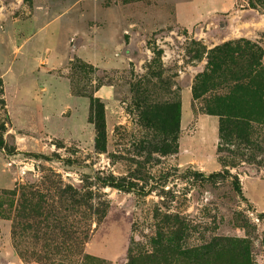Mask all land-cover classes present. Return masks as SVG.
<instances>
[{"label":"rangeland","instance_id":"374dc122","mask_svg":"<svg viewBox=\"0 0 264 264\" xmlns=\"http://www.w3.org/2000/svg\"><path fill=\"white\" fill-rule=\"evenodd\" d=\"M213 4L0 0V66L17 67V37L11 52L5 37L17 32V18L30 17L33 22L18 29L33 32L57 18L53 33L63 37L39 32L41 51L28 56L39 72L67 85L72 97L61 110L46 103L48 112L39 110L38 131L29 133L17 129L29 115L16 110L11 118L0 80V139L14 150L11 155L0 151V264H126L130 246L151 251L150 239L167 217L181 226L185 248L248 234L252 263L264 264V153L241 151L239 160L226 146L218 155L214 141L207 147L208 160L236 165L215 171L196 165L200 156L184 160L179 151L173 154L178 139L194 136L198 120L210 116V87L198 77L206 70L208 51L245 39L264 54L261 41L238 38L236 32L248 20L239 11L250 7L264 19V0H239L226 12L207 14ZM206 14L205 20L183 27ZM261 65L264 75L263 57ZM187 89L194 115L181 129L178 113H169L167 105ZM92 99L103 107L105 139L98 145ZM186 101L184 95V106ZM146 104L159 105L155 124L144 120ZM109 177L143 186L144 196L102 188L100 180ZM236 177L241 195L233 188ZM70 191L85 195L84 203L70 207ZM100 211L107 217L98 226Z\"/></svg>","mask_w":264,"mask_h":264},{"label":"trees","instance_id":"16d2710c","mask_svg":"<svg viewBox=\"0 0 264 264\" xmlns=\"http://www.w3.org/2000/svg\"><path fill=\"white\" fill-rule=\"evenodd\" d=\"M259 55L261 58L258 63ZM262 57L263 50L257 44L245 39L224 43L214 47L207 53L206 70L198 77L202 78L200 83L206 89L210 87L209 91L212 94L207 107L208 114L219 119L218 155L223 152L226 146L235 149L230 153L228 151V153L239 160H242L241 151L264 153V75L261 65ZM99 103L98 99H92L90 103L91 121L96 132L94 141L97 145L100 140L105 139L103 107L101 109ZM167 107L169 113L172 109L178 113L180 126L181 98L177 96L176 99L174 98L173 104H168ZM94 109L96 114L92 116V110ZM101 110L102 115H99ZM141 110L144 120L149 121L150 124H155L158 119L159 105L146 104L141 107ZM1 130L5 131L4 128ZM0 151L11 155L14 150H7L3 139H0ZM177 153L178 143L176 148L173 149V154ZM220 163L224 168H236L235 163L227 166L221 159ZM100 183L102 188L109 187L125 193L134 192L140 196L145 194L143 186L123 178H104L100 180ZM233 188L237 194L241 195V186L237 177L234 179ZM18 190H20V187L16 188L15 194ZM31 194L34 193H28V196ZM66 194L70 207H75L78 200L83 202L86 198L85 195L72 191ZM23 195L25 194L22 193ZM24 201L27 207L31 205L29 198ZM97 214L100 215L99 226L105 219L107 212L100 211ZM175 217L179 219L177 216ZM165 219L163 227H156V236L150 239L151 251L134 249L130 246L126 264H253L251 242L248 234L242 239L215 237L200 247L185 248L182 246L184 235L180 232L182 230L181 226L173 225L175 222H171L172 220L168 217ZM241 227L245 229L244 226Z\"/></svg>","mask_w":264,"mask_h":264},{"label":"crops","instance_id":"0c3cea01","mask_svg":"<svg viewBox=\"0 0 264 264\" xmlns=\"http://www.w3.org/2000/svg\"><path fill=\"white\" fill-rule=\"evenodd\" d=\"M211 1L214 2V9L208 11L207 14H213L215 12H226L228 8H232L234 5L239 3V0ZM239 13L244 14L243 16L248 18V20L242 23L239 29H236V32H238L239 34L238 38H246L253 41L259 40L264 47L263 17L259 16L257 11L252 10L250 7L248 10L239 11ZM207 14L206 16L201 15L202 17L200 19L198 18L196 20H193L191 24L186 23V26L183 24V27L190 28L196 23L205 20ZM45 18H48V16H46ZM56 20L57 18H50L48 24L39 32L44 33L45 36L49 37H53L55 35L63 37L62 35H59V33H53V26ZM32 22L33 20L30 19V17L25 19L17 18V32L11 31L6 33L5 37L10 39L9 43H7L8 45H6L9 48L10 52L13 48V44L16 43L15 38L17 37V46H15L18 58L17 67L10 66L9 64L0 66V80L4 84L6 97L7 100H9V114L12 118V116H15V114H12V112L14 113L17 110V113L20 112V115H29L28 122L24 121L22 124H19L17 122V129L29 133L38 131L39 110L48 112L46 103H52V110L56 111L61 110L62 102L69 101L72 98L69 87L67 85L57 82L56 78L53 75H48V73L43 74L42 72H39V69H37L35 67V64L32 63L29 59V54H37L38 51H41L42 44L38 40L39 32L21 31L20 29H18V27H21L23 24H29ZM240 29H243L244 31H240ZM8 60L9 59H7V61ZM31 65L34 66V69H32ZM37 74H39L41 77H48L45 79H41L39 78V76H37ZM184 95H186L187 99L185 106L183 102ZM191 104V91H189L188 89L182 91L180 119L181 129L186 128L190 121L193 119L194 114L191 112ZM17 118H20L18 114ZM209 131H211L210 139H208V136H210ZM214 141H216V143L218 142L217 117L209 116L206 118H200L196 125V133L194 136L185 135L178 139L179 155L184 157V160H192L191 158L200 156L201 160H195L196 165L203 167V170H205V168L207 169L208 167H210V170L212 171L218 170V168L221 167L219 166L220 164L217 163V166L214 165V161L212 162L208 160L207 157V147H211ZM215 162L217 161L215 160Z\"/></svg>","mask_w":264,"mask_h":264}]
</instances>
